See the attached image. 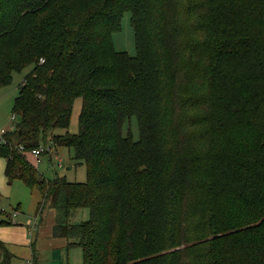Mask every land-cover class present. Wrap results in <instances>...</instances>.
Instances as JSON below:
<instances>
[{"label":"trees","instance_id":"obj_1","mask_svg":"<svg viewBox=\"0 0 264 264\" xmlns=\"http://www.w3.org/2000/svg\"><path fill=\"white\" fill-rule=\"evenodd\" d=\"M127 12L136 56L114 46ZM28 68L7 183L83 264H264V0H0V91ZM40 147L72 150L85 182L40 174Z\"/></svg>","mask_w":264,"mask_h":264},{"label":"rangeland","instance_id":"obj_2","mask_svg":"<svg viewBox=\"0 0 264 264\" xmlns=\"http://www.w3.org/2000/svg\"><path fill=\"white\" fill-rule=\"evenodd\" d=\"M131 17L130 13H125V17L122 21V28L120 32L115 33L113 36L114 46L116 49L121 52H127L131 56L137 55V49L135 46V35L131 25ZM31 71V68L24 70L21 74L14 73L13 75V83L9 85V87L4 88L0 91V129H4L9 131L10 128L15 124V119H13V102L15 98L19 96L20 87L23 85V81L25 80V76ZM75 110L72 117V124L69 128V132L73 134H77L79 132V115L82 111V99H79L75 103ZM128 127L125 128L124 133H126ZM131 130L134 135L135 140L139 139V128L138 122L133 118V122L131 125ZM56 133H64V131L57 130ZM57 151V155L62 159V167L58 166V161L55 159V155ZM49 152H53L50 159V153L41 156L40 162L37 163V159L31 155V153H27L30 161H35V165L39 168L40 174H43L48 179H55L57 176L66 177L68 181H77V182H85L87 177L86 166L84 163L75 160L74 152L72 150H68L65 148L53 149ZM55 159V160H54ZM0 171L3 179L5 178V167H4V159L0 158ZM15 185H19L25 189L27 194L25 197L21 195L20 192H14L11 198L0 197V212L1 210L6 212V214H13V225L17 224V216L18 212L15 211L17 206H22V212L31 215V211L34 209V201L36 199L37 193L36 191H31L25 184L21 181H14ZM9 184V183H8ZM31 198L29 200V197ZM51 209V208H50ZM54 211V210H53ZM6 214L0 213V219L6 220L8 216ZM58 216V215H57ZM90 216V210H80L78 211L72 218L71 223H80L86 221ZM50 217V216H49ZM33 218L29 217L31 221ZM77 253L82 255V250L80 248H76ZM74 249L73 251H76ZM74 253V252H73ZM72 253V254H73ZM83 261V255H82ZM14 264H24L22 260L16 259ZM83 264V262H82Z\"/></svg>","mask_w":264,"mask_h":264},{"label":"crops","instance_id":"obj_3","mask_svg":"<svg viewBox=\"0 0 264 264\" xmlns=\"http://www.w3.org/2000/svg\"><path fill=\"white\" fill-rule=\"evenodd\" d=\"M55 156L60 155L56 154ZM34 162L32 164L35 165ZM5 166L6 161L4 160ZM14 192H20L24 197L29 195L23 187L15 185L14 182L11 186L7 183L5 168L4 179L0 171V197L11 198ZM34 193H37V196L33 203L34 209L31 211V215L22 212L20 205L15 208V211L19 213L16 225H13V222L10 223L13 221L14 213L6 214L1 210L0 213L6 214L8 218L6 220L0 219V239L7 244L10 252L18 260H22L24 264H82V255L77 253V247H70L68 240L60 237L55 238L53 235L58 213L47 206L38 212L42 197L38 192ZM29 217L33 219L30 221ZM74 249L76 251H73Z\"/></svg>","mask_w":264,"mask_h":264},{"label":"built area","instance_id":"obj_4","mask_svg":"<svg viewBox=\"0 0 264 264\" xmlns=\"http://www.w3.org/2000/svg\"><path fill=\"white\" fill-rule=\"evenodd\" d=\"M41 62H44V61L42 60ZM13 119H15V116L14 115H13ZM5 133H6V130L0 129V143H2V142L5 141V139L3 138V136H4ZM50 150L51 149L49 147H46V148L45 147H40V149L32 150L29 153H31V155L37 159V163H39L41 156H43V154L46 151L49 152ZM55 159L58 161L57 165L60 166V167H62V159L59 156H56Z\"/></svg>","mask_w":264,"mask_h":264}]
</instances>
